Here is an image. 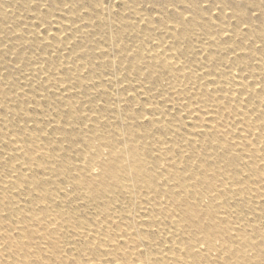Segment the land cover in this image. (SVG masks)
Listing matches in <instances>:
<instances>
[{"label": "rangeland", "instance_id": "1", "mask_svg": "<svg viewBox=\"0 0 264 264\" xmlns=\"http://www.w3.org/2000/svg\"><path fill=\"white\" fill-rule=\"evenodd\" d=\"M0 264H264V0H0Z\"/></svg>", "mask_w": 264, "mask_h": 264}, {"label": "bare ground", "instance_id": "2", "mask_svg": "<svg viewBox=\"0 0 264 264\" xmlns=\"http://www.w3.org/2000/svg\"><path fill=\"white\" fill-rule=\"evenodd\" d=\"M235 80H236V77L233 76L231 81H232L233 83H235V82H234ZM233 87H234L233 90H236L237 86H233ZM194 114H195L194 112H188V115H191V117L194 116ZM188 117H189V116H188ZM191 117H190V118H191ZM196 248H197V250L200 251V252L203 251V246H201L200 244H197ZM212 256H213V255H212Z\"/></svg>", "mask_w": 264, "mask_h": 264}]
</instances>
